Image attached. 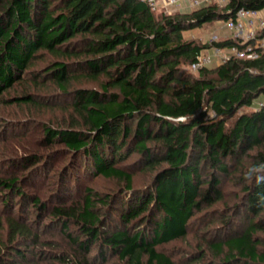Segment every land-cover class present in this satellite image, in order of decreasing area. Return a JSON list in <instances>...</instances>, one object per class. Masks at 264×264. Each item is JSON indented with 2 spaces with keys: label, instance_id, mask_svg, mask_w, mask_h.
<instances>
[{
  "label": "trees",
  "instance_id": "16d2710c",
  "mask_svg": "<svg viewBox=\"0 0 264 264\" xmlns=\"http://www.w3.org/2000/svg\"><path fill=\"white\" fill-rule=\"evenodd\" d=\"M239 8L264 0L170 13L143 0H0V101L24 105L21 126L42 129L21 162L68 156L47 199L23 188L26 171L0 176L1 205L20 211L0 213V264L47 254L63 264H264V169L249 175L264 165V47L187 70L211 45L186 31ZM55 109L61 118L46 115ZM135 164L152 171L146 186L134 184ZM89 176L115 187L79 182ZM228 180L239 191L215 209ZM52 226L69 250L42 237ZM188 233L182 257L166 252Z\"/></svg>",
  "mask_w": 264,
  "mask_h": 264
},
{
  "label": "rangeland",
  "instance_id": "374dc122",
  "mask_svg": "<svg viewBox=\"0 0 264 264\" xmlns=\"http://www.w3.org/2000/svg\"><path fill=\"white\" fill-rule=\"evenodd\" d=\"M222 21H215L212 24L207 25L203 24L201 27L197 26L194 29L187 30V35H194L196 31H199L196 35L198 40L201 43H208L209 35L212 32H216L218 36L222 33V28L219 29V24ZM225 30V28L223 27ZM215 64L213 62L210 65ZM188 70V69H187ZM196 75L197 73L191 72ZM86 84L95 85L96 83L86 82ZM15 94V91L12 92ZM264 96H259V100H263ZM253 105H256L253 104ZM26 107L24 105H12L5 104L0 101V176L1 175H20L23 171H26L29 176L26 179V184L23 185V188L27 190L29 193H37L42 198H48L50 193L54 192V186L56 187L55 174L59 172L60 168L67 164V157L65 155H52L50 159L47 161V165H43L45 162L40 161L39 164L30 165L29 163L21 162V158L24 155L33 153L36 149L40 148L39 139L42 135V129L38 122H34L33 126L23 128L21 126L23 122L19 121V116H24V109ZM246 109H250L247 107ZM47 113V114H46ZM45 114L48 116L49 114L53 115L55 118H61L62 114L59 110L55 109L52 112L49 110ZM43 116V114L41 115ZM24 119V118H23ZM135 158V154L128 157L127 162H133ZM26 162V161H25ZM134 169V184L137 186H146L150 181L152 171L148 169L141 168L140 164H135L133 166ZM32 171V173H31ZM76 172V168H72L71 172ZM5 172V173H4ZM237 175V174H236ZM82 185L85 183L93 186L97 191H111L115 187V182L113 180L104 178L102 176H89L83 178L81 181ZM222 190L224 191V199L222 201L216 202L213 207L222 208L223 203L231 204L236 196V193L239 191L238 186L234 183V180L224 181V185L222 186ZM17 200V199H16ZM11 205V206H10ZM11 210H6L4 204L1 205L0 201V213L2 214H11L12 212L20 213L18 211L17 204L13 206L10 204ZM11 213H9V212ZM22 216H30L27 212H21ZM42 237L45 239H49L52 243L59 244V250L61 249H70V245L67 244L64 236L61 234L59 228L48 227L43 233ZM194 241V236L191 233H188L184 239H176L168 241L167 244H164V249L166 252L170 253L172 257L178 259V257H182L185 253L186 249H191L190 245ZM57 244V246H58ZM50 254H47L46 258H43L37 264H63L59 261L52 260ZM108 261L105 264H120L116 258L111 257L107 259ZM185 264V263H183Z\"/></svg>",
  "mask_w": 264,
  "mask_h": 264
},
{
  "label": "built area",
  "instance_id": "2783aa9c",
  "mask_svg": "<svg viewBox=\"0 0 264 264\" xmlns=\"http://www.w3.org/2000/svg\"><path fill=\"white\" fill-rule=\"evenodd\" d=\"M148 3L154 11H164L166 13L173 12L181 2H184L187 7L193 9L195 7L211 4L222 5L226 0H143ZM223 26L227 31L224 38L232 37L237 39L241 44H245L248 40H253L254 43L246 44L245 47L238 45H229V47H220L213 42L221 38L216 32L209 35L208 43L210 47L201 49L195 57V61L188 66L190 72L197 73V70L213 62L221 63L229 58V56L246 58L255 55V47H264L262 38H257V33L264 28V14L260 10L247 8H239L233 17L223 21ZM263 37V36H262ZM264 100V98H263Z\"/></svg>",
  "mask_w": 264,
  "mask_h": 264
},
{
  "label": "crops",
  "instance_id": "0c3cea01",
  "mask_svg": "<svg viewBox=\"0 0 264 264\" xmlns=\"http://www.w3.org/2000/svg\"><path fill=\"white\" fill-rule=\"evenodd\" d=\"M190 9H191V8L187 7V5H186L184 2H181V3L178 5V7H176L175 10H178V11H179V10H190ZM260 11H261V13L264 14V8L261 9ZM215 21H222V20H215ZM215 21H214V22H215ZM223 27H224V26H223V21H222V23L219 24V27H218L219 29L222 28V33H221V35L219 36L221 39L224 38V37L226 36V34H227V31L224 30ZM261 41L264 42V35H263Z\"/></svg>",
  "mask_w": 264,
  "mask_h": 264
},
{
  "label": "clouds",
  "instance_id": "9594fccd",
  "mask_svg": "<svg viewBox=\"0 0 264 264\" xmlns=\"http://www.w3.org/2000/svg\"><path fill=\"white\" fill-rule=\"evenodd\" d=\"M261 169H264V165H260V166L257 167V168L251 169V170L249 171V175H251L252 172L260 171ZM262 180H264V176H257V177H256V181H257L258 183L261 182Z\"/></svg>",
  "mask_w": 264,
  "mask_h": 264
}]
</instances>
